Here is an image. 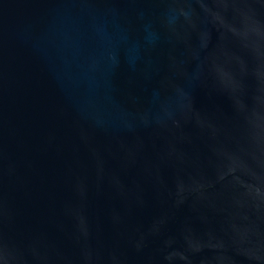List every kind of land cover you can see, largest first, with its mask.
<instances>
[{
    "label": "water",
    "instance_id": "water-1",
    "mask_svg": "<svg viewBox=\"0 0 264 264\" xmlns=\"http://www.w3.org/2000/svg\"><path fill=\"white\" fill-rule=\"evenodd\" d=\"M0 264H264V0H0Z\"/></svg>",
    "mask_w": 264,
    "mask_h": 264
}]
</instances>
